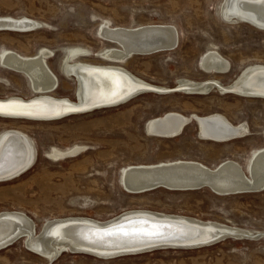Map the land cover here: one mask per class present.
<instances>
[{
  "label": "rangeland",
  "instance_id": "rangeland-1",
  "mask_svg": "<svg viewBox=\"0 0 264 264\" xmlns=\"http://www.w3.org/2000/svg\"><path fill=\"white\" fill-rule=\"evenodd\" d=\"M225 0H0V17L29 18L41 24L30 31L0 29V99L35 97L30 80L10 71L1 61L10 53L32 58L42 50L53 53L47 64L59 79L53 97L77 101L76 80L62 73L70 49L87 57L73 64L109 66L98 57L115 47L99 29L169 25L176 28V49L135 55L124 65L131 74L169 93H143L126 104L40 121L0 117V134L18 130L31 138L36 163L25 174L0 182V214H26L36 226L57 219L90 218L109 221L127 211H151L216 222L264 234V190L218 195L209 188L171 191L159 188L131 194L123 186L127 169L173 162H197L213 170L234 161L246 173L255 155L264 150V98L176 92L180 80L219 81L231 85L253 66H264V29L250 23H230L221 14ZM210 50L231 64L227 74H207L201 61ZM108 64V65H107ZM168 88V89H167ZM177 112L185 116H225L234 125H248L247 136L225 143L201 139L192 122L173 139L149 135L145 126L154 118ZM79 154L60 160L47 157L52 149ZM229 237L201 248H163L110 260L86 254L61 253L47 261L30 251L23 239L0 251V264H264V235ZM253 238V239H252Z\"/></svg>",
  "mask_w": 264,
  "mask_h": 264
},
{
  "label": "bare ground",
  "instance_id": "bare-ground-1",
  "mask_svg": "<svg viewBox=\"0 0 264 264\" xmlns=\"http://www.w3.org/2000/svg\"><path fill=\"white\" fill-rule=\"evenodd\" d=\"M220 12L230 23H250L264 29V0H225ZM40 26V23L29 18L0 17V29L30 31ZM99 35L115 45L102 50L98 56L112 65L73 64L89 55L81 48L68 50L63 60L62 73L68 79L76 80L79 102L52 96L59 86V79L47 64V59L53 55L51 51L42 50L32 58H23L13 52L6 54L2 65L25 75L30 80L35 97L29 100L18 97L0 99V117L52 121L120 106L147 92L169 93L137 78L124 65L135 55L176 49L179 36L175 27L148 25L132 29L112 28L106 22L99 29ZM201 68L207 74H227L231 64L217 51L210 50L201 61ZM177 86L178 89L174 91L189 94L203 95L216 88L222 94L264 98V66L249 67L228 86L215 80H180ZM192 122L197 123L201 139L213 142L225 143L249 133L247 124L234 125L221 114L202 117L197 114L185 116L177 112L149 120L145 130L149 135L173 139L181 136ZM82 150V147L69 151L52 148L47 152V157L57 161L77 155ZM37 155L33 140L25 133L18 130L1 133L0 182L10 181L28 172L34 167ZM202 183L209 184L217 192L206 188L222 196L232 195L231 192L236 191L243 194L262 191L264 150L255 155L248 173L234 161L226 162L215 170L201 163L181 161L131 167L123 177V186L131 194L147 193L157 185L171 191L194 190L192 188ZM122 215L109 221L90 218L52 220L45 223L37 234L35 223L26 214L3 212L0 214V251L20 238L30 251L48 262L66 252L110 260L117 258L115 256L118 254L138 252L152 246L203 244L225 233L240 232L243 233V239L245 236L264 235L216 222L144 210L127 211Z\"/></svg>",
  "mask_w": 264,
  "mask_h": 264
},
{
  "label": "water",
  "instance_id": "water-1",
  "mask_svg": "<svg viewBox=\"0 0 264 264\" xmlns=\"http://www.w3.org/2000/svg\"><path fill=\"white\" fill-rule=\"evenodd\" d=\"M76 98H77V102H79V96L78 95H76ZM206 187H209L210 189H212L213 191H215L214 188H212L209 184H205V183L199 184V185L195 186V188H192V189L199 190V189H203V188H206ZM159 188H160V185H157L154 188H152V191L153 190H156V189H159ZM263 189H261V190H263ZM215 192H217V191H215ZM231 193L232 194H240L237 191L236 192H231ZM122 216L123 215H121L120 217H122ZM120 217H117V218H120ZM261 236L262 235H260L258 237H261ZM229 237L243 238V233H240V232L225 233L224 235H221L220 237H218L216 239L210 240L207 243L195 244V245H192V246H181V245H159V246H152V247L147 248V249H144V250H139L138 252H124V253L118 254L115 257L127 256V255H136V254L146 253V252L155 251V250H159V249H163V248H178V247L179 248H201V247H206V246H210V245L216 244V243L221 242V241H223V240H225V239H227ZM245 237H248V236H245ZM19 239L20 238H16L13 242H11L8 245L4 246V248H6L8 246H11L12 244H14Z\"/></svg>",
  "mask_w": 264,
  "mask_h": 264
}]
</instances>
